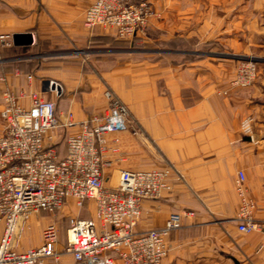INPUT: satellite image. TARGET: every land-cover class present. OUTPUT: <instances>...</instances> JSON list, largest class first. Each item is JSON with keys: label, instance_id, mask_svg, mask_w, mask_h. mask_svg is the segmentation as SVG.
<instances>
[{"label": "crops", "instance_id": "crops-1", "mask_svg": "<svg viewBox=\"0 0 264 264\" xmlns=\"http://www.w3.org/2000/svg\"><path fill=\"white\" fill-rule=\"evenodd\" d=\"M45 1L53 0H5L0 6V34L33 37L31 44L17 45L14 38L8 47L0 44V96L9 88L25 108L33 93L56 102L60 126L53 143L64 155L68 136L108 112L104 92L111 88L128 107L132 126L106 136L104 184L118 186L123 170L171 166V190L142 201L136 230L164 226L172 211L193 212L168 235L162 264H264V0H150L160 16L137 37L156 46L152 60L133 57L149 50H135L115 29L84 26L95 0H59L84 2L82 11L67 12V39ZM13 46L28 51L3 54ZM76 46L101 55H79ZM250 53L261 57L260 74L250 87H233L238 58ZM50 81L61 85L60 93L49 89ZM3 105L0 98V111ZM68 113L74 125H65ZM3 129L0 116V134ZM240 171L261 226L250 233L235 219ZM94 216V200L79 205L70 197L61 210L31 217L18 251L40 245L50 222L59 225L62 247L70 218ZM3 231L0 219V239ZM42 264L78 262L64 252Z\"/></svg>", "mask_w": 264, "mask_h": 264}, {"label": "built area", "instance_id": "built-area-1", "mask_svg": "<svg viewBox=\"0 0 264 264\" xmlns=\"http://www.w3.org/2000/svg\"><path fill=\"white\" fill-rule=\"evenodd\" d=\"M150 3L95 0L86 10L84 25L88 29L113 28L120 38H133L145 33L154 15ZM12 40V35L0 34V43L11 45ZM257 64L254 58L241 62L231 85L251 86L257 77ZM49 89L60 93L61 85L50 81ZM104 95L108 112L84 121L80 133L67 137L65 154L59 155L52 134L60 126L56 102L33 93L30 106L25 108L9 88L1 94L4 129L0 134V219L4 231L0 264H42L47 259L60 260L64 252L71 253L78 264H162L168 253V235L181 228L184 214H193L172 211L164 226L136 230L142 201L161 198L171 190L172 167L123 170L118 186L104 184L106 136L132 126L130 111L119 96L111 88ZM68 118L65 125H74L71 113ZM236 192L239 210L235 219L239 230H260L254 218L256 201L250 195L243 171L236 180ZM70 197L79 205L94 200V218H70L62 247L59 225L50 222L43 229L40 245L18 251L31 217L42 211L61 210Z\"/></svg>", "mask_w": 264, "mask_h": 264}, {"label": "rangeland", "instance_id": "rangeland-1", "mask_svg": "<svg viewBox=\"0 0 264 264\" xmlns=\"http://www.w3.org/2000/svg\"><path fill=\"white\" fill-rule=\"evenodd\" d=\"M150 1V0H149ZM151 2V1H150ZM84 2H69V1H59V0H53V1H45L44 2V6H46L48 8V10L50 12H52L51 14L53 15L52 19L54 20V24L56 26H58L60 28V30L62 31L61 33V36H66V33L63 32V29L62 27L64 26L63 24H65V21L66 19H71V18H68L66 17L67 15V12H72V13H78L79 11H82V8L81 6H83ZM151 7L154 11V15L152 17H150L149 19V22H148V25H147V28H146V31L145 33L143 34H147V31H148V28H149V23H150V20L152 18H156L158 16H160L159 12L156 11L153 3L151 2ZM1 6V5H0ZM87 10V9H86ZM86 13V12H85ZM85 17V16H84ZM84 23V22H83ZM85 26V25H84ZM102 29H104V27H102ZM141 34V33H140ZM58 35L60 36V33H58ZM138 36V35H137ZM133 37V38H128V39H122V40H126L127 42H133L135 45H134V49L135 50H143V49H148L149 51L147 52H139V53H133L132 56L133 57H136V58H144V59H155L158 54L154 53L153 51L156 48L151 46V45H147V44H144L141 42L140 38L139 37ZM68 38V36H66V39ZM120 38V37H119ZM2 44V43H0ZM6 45V44H5ZM12 45V44H11ZM7 47L10 46V45H6ZM92 46V45H91ZM119 46H126V45H119ZM1 47V46H0ZM73 48H76L74 50L75 53L79 54V55H84L86 57H97L101 54L99 53H91V52H88L90 51V49H85V50H82V49H78L79 47H73ZM191 48V47H190ZM4 50H7L6 48ZM126 56H129V55H126ZM191 56V54H190ZM248 58H254L256 61H257V66H258V73H257V77L255 78V81L253 82V84L256 82L259 74H260V66L262 64H260V60H261V57H259L258 53H250L246 56H241L240 58H238V63L236 65V72H237V69H238V66L241 62L245 61V59H248ZM235 76H236V73H235ZM235 78V77H234ZM231 83V82H230ZM252 84V85H253ZM251 85V86H252ZM250 87V86H249ZM115 92V91H114ZM116 93V92H115ZM117 94V93H116ZM120 98V97H119ZM121 99V98H120ZM257 207V206H256Z\"/></svg>", "mask_w": 264, "mask_h": 264}, {"label": "water", "instance_id": "water-1", "mask_svg": "<svg viewBox=\"0 0 264 264\" xmlns=\"http://www.w3.org/2000/svg\"><path fill=\"white\" fill-rule=\"evenodd\" d=\"M13 38H14V43L17 45L31 44L33 42L32 35L15 34Z\"/></svg>", "mask_w": 264, "mask_h": 264}, {"label": "trees", "instance_id": "trees-1", "mask_svg": "<svg viewBox=\"0 0 264 264\" xmlns=\"http://www.w3.org/2000/svg\"><path fill=\"white\" fill-rule=\"evenodd\" d=\"M26 51H28L27 48H21V49H20V47L13 46V47H11L10 49L5 50V51L3 52V54H15V53H18V52L25 53ZM36 51H38L37 48H36Z\"/></svg>", "mask_w": 264, "mask_h": 264}]
</instances>
